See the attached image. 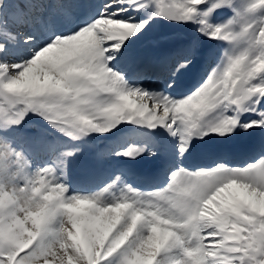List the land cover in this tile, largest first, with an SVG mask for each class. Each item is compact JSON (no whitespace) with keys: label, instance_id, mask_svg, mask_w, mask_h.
<instances>
[{"label":"snow or ice","instance_id":"1","mask_svg":"<svg viewBox=\"0 0 264 264\" xmlns=\"http://www.w3.org/2000/svg\"><path fill=\"white\" fill-rule=\"evenodd\" d=\"M36 2L0 0V53L5 40L34 39L19 30L35 22ZM146 6V0H105L70 34L53 32L36 45L30 58L0 62V264H102L122 248L121 264H164L157 258L173 250L178 254L171 264H264V156L242 168L179 167L164 188L145 194L128 187L110 204H101L98 196L66 197L50 168L13 183L27 162L6 132L28 112L73 138L110 131L123 120L163 126L179 137L181 156L191 150L194 137L264 128V18L245 20L247 13L264 9V0H251L244 13L218 25L213 17L232 10L233 0H156L154 15L196 23L209 39L235 46L225 52L222 67L179 100L130 87L114 67L130 37L150 23L122 14ZM65 40L76 44L51 68L42 65L45 75L38 82L41 69L30 64ZM193 54L185 51L173 74L186 69ZM229 110L232 115L224 114ZM249 111L256 118L243 122L240 116ZM144 151L130 146L117 154L134 159ZM49 188L55 199L43 195Z\"/></svg>","mask_w":264,"mask_h":264},{"label":"bare ground","instance_id":"2","mask_svg":"<svg viewBox=\"0 0 264 264\" xmlns=\"http://www.w3.org/2000/svg\"><path fill=\"white\" fill-rule=\"evenodd\" d=\"M56 1L57 0H49L47 1L48 3L44 5L45 3L43 0H37L36 8L33 13L37 23L30 32H28V26L23 27L19 31L25 34L32 33L36 35L39 38L36 39V41L44 39V36L42 35L43 33H47L45 30L49 26H57L58 28L56 27V31L67 30L71 33L83 24L82 21H87L86 19H89V16L93 17L96 15L98 10L101 9L105 3V0H72L71 3H69V0H64L61 1L64 4L59 7L60 10H57V14H51L49 10H51L54 5L57 6L60 4V1H58V3H56ZM148 1L149 0H146V3H148ZM13 7L14 5L12 3L6 5V8L9 10ZM43 8L45 9L44 12ZM90 8H95V10H90V12H88ZM62 10L64 12H61ZM138 14H140L138 11L132 12L128 9L127 12L122 15L124 17L131 16L135 18L136 16H139ZM150 17H152L150 11L146 10L143 12L141 17L135 18L134 20H144ZM185 40L186 39H184L181 34L179 36L167 37L163 32L154 41L143 44L141 35L134 34L130 37V43L126 44L122 54L119 55L116 61L122 66L129 67L130 72L133 74L140 71V68L136 67L137 69H135V66L145 64L144 62H148V60L153 61L155 58H158L161 54H165L170 49H176L184 46L187 51L189 46L188 42ZM190 40L191 38L187 41ZM65 41L68 43L71 42L72 46L76 44L75 41ZM32 42L33 41L26 42L23 36H18L15 41H4L6 49L11 51V54L17 53L18 57L21 54L30 52L31 48L27 47L31 44L34 45ZM195 43L199 46L198 41ZM58 44L55 46L50 45V51H48L44 57H41L39 63L30 64V67H32L34 71L36 69H41L42 65H47L51 68L53 62L61 59V51H66V47ZM205 47L206 49L204 48L198 52L199 63L208 58V55L213 57L218 53L217 42L212 45L206 44ZM222 57H224V51ZM21 60L22 59L6 60L5 62L15 64L22 62ZM196 66H194L193 69L188 66L186 69L172 74L173 76L170 78V82L168 84L169 89L171 91L173 90L172 92L179 96L183 95V93L187 91H191L193 86L190 84V87H188L186 84L193 80ZM222 66L223 63L221 62L217 64L215 63L209 74ZM156 69L157 68H154V66H151V71L154 73V76H157ZM41 72L42 70H40L37 75H44L43 72ZM127 84L130 87H133L128 81ZM220 111L221 109L217 110V112ZM229 112L230 115H232L230 110ZM213 115H216V113H213ZM243 115L244 114L240 116V119L243 122L256 118V113L251 118H246ZM127 122L128 124L119 131L115 130L112 133H109V131H90L86 135L79 138L69 137L63 132L61 136H55L56 133L48 130L47 128L41 129V132L39 133H32L30 131H26L27 129L22 127L7 130L6 136L11 147L17 152L24 153V151H27L28 149L26 147H29L30 144H32L35 152L39 149L37 154L38 156H46L51 163H55L57 165V168L60 170L58 172H53V174L60 180L65 181L64 186L66 187V197L70 198L72 196H80L77 193L75 195L72 191L75 188L86 191L92 189L93 186L98 185V183L101 182L100 180L106 179L108 175H110L109 178L111 177L113 179L114 184L112 187L119 190V195H117V197H119L128 187H131L140 193H150L144 188L137 187L136 185H139V183H137L134 179H152L153 177H148V175L151 174L150 172L153 166L154 172L158 171L157 167H164V165L169 162L175 163L179 166H195L197 161H203L202 163L204 164L205 162L208 163L211 161V156L217 152L216 150H218V148H221L225 154L232 149H242L243 144L241 145V142L244 140L243 138L246 134L251 130L250 129L249 131L244 132L242 129L237 128L232 132L227 144L223 143L224 140H216L215 138L210 137V135H206L202 140L198 137H194L191 141L193 145L191 150L186 155L181 156L178 151V146L175 147V141H177L178 138L179 142V137L170 134V132L163 126L151 128L147 124L136 123L135 121ZM256 129L258 130V138H260L258 144H262V148L264 149V128ZM129 133H133V135H135V145H129V143L126 142V138ZM80 142L83 143L82 146H79ZM124 145H129V147L144 148L145 151L142 155L137 156L134 159L123 155L109 157V151L113 150L116 146L123 147ZM69 152L71 155H63L64 153ZM149 152L154 154L149 155ZM125 170H129L132 178L127 176L128 174ZM55 182H57L56 178ZM67 183H71V185H68ZM143 186L144 185L142 184V187ZM97 196L99 197L101 204H110L115 198V194L110 191L108 193L102 191L98 193ZM125 247H127V245H125ZM118 251L122 253L124 249L122 248ZM177 254L178 250L163 252L157 259L158 261L164 262V264H171L172 258ZM153 264H156V262L154 261Z\"/></svg>","mask_w":264,"mask_h":264},{"label":"rangeland","instance_id":"3","mask_svg":"<svg viewBox=\"0 0 264 264\" xmlns=\"http://www.w3.org/2000/svg\"><path fill=\"white\" fill-rule=\"evenodd\" d=\"M61 1H64V0H60V4L57 5L58 7L55 6V8L50 11L51 14H56V11L58 9L60 10L59 7H61V5L64 4ZM69 1H70L69 3L72 2V0H69ZM250 2H251V0H233V8H232V10L223 9V10L218 11L215 14V16L213 17L212 23L218 25V24H223V23L227 22L229 18L236 19L234 13H236V12L244 13L245 9L247 8V6H248V4ZM143 9L145 11L149 10L150 14L152 16L150 18H146V19L150 20V23L140 33L141 38L143 40L142 43L143 44H147L148 42H151V41H154L155 39H157L159 37V35H161L164 31H162V25H161L160 16L154 15V13L156 12V0H149L148 3H147V6L145 8H143ZM143 9H140L138 11L140 14H138L139 16H136L135 18L141 17L143 15V12H145ZM44 10L45 9L43 8V12H44ZM90 10L94 11L95 8H90L88 12H90ZM130 10L132 12L137 11L135 8H131ZM61 12H64V11L62 10ZM127 17H129V16H127ZM127 17H125V18H127ZM131 18H133V17H131ZM135 18H133V19H135ZM262 18H264V9H257L255 12L247 13L245 15V20H247L249 22H252V21H257L258 22ZM89 19H90V16H89ZM89 19H86V20H89ZM142 20L143 19L138 20V21H142ZM36 23H37V20H35V22L32 25L28 26V30H29L28 32L31 31V29L35 26ZM56 27L57 26H49V27H47V29L45 30L47 33L46 34L43 33L42 36H44V39L41 40V41H39V40L36 41V39H39L36 35H34L32 33H27V34H31L34 37V39L32 40L33 41L32 43H34V45L31 44L30 46L27 47V48H31L30 52H26L25 54H21L18 57L17 53L11 54V51L6 49L5 52L0 53V62H5L6 60L7 61H9V60H17V59H22L21 61H23L24 59H28V58H30L32 56V53L36 50L35 46L43 43L49 37V35H51L53 32L58 33V34H63V35H67V34L70 33V31H66V30L65 31H56L57 28H58V27L57 28ZM234 27L238 31L239 27H240V23H237ZM198 28H199V25L196 24V23H182V29H181L180 33L176 35V36H179L181 34V36L184 39H186L185 41L189 43V45H188L189 49H192L194 51V54H193V57H192V62H191V64L189 66L191 68H193V66H195V64H197L198 59H199L198 52L203 50L204 48L206 49V47H207V46L205 47L206 44L212 45V44L217 42L218 53L215 55V57L207 58V61L203 65V70H201V74H203V79L188 94H183L184 97H186L191 92H193L195 89H197L209 77V75H210L209 73L212 70V68H213L215 63L216 64L220 63V62L223 63V61L225 59V52L232 53V51H233V49L235 47L234 45L229 44L228 42H225V41L220 40V39H209L206 35L202 34L200 31H198ZM170 37H174V36H170ZM189 38H191V40L187 41V40H189ZM196 41H198L199 46L196 45V43H195ZM58 43H60L61 46L66 47L65 48L66 51H61V55H60L61 58H62L64 53L70 51L73 48V46H75V45L72 46L71 42L68 43L66 41H59V42L56 43V45ZM60 44H58V45H60ZM243 46L244 45H242L241 47H243ZM178 50H180V49H178ZM223 51H224V57H222ZM168 59H169V57L165 61H167ZM176 64H177V62H176ZM47 67L50 68L49 66H47ZM114 67L118 71L122 72L124 74L125 81L126 82L128 81L135 88H140V89L145 90V91H147L149 93H161V94L167 95V96H169L171 98H174V99H177V100L180 98L178 95L175 96L173 94L172 95L168 94L171 91L164 92V88L162 87V85L168 84V82H166V83L162 82L161 79L157 80V78L155 76H153L150 73L149 70L147 71V69L141 70V71H143L142 72L143 75H137V77H131L130 79H128L126 73H128L129 68L127 66H121V64H119V62L116 61L115 64H114ZM199 67H200V65H199ZM41 70H42L43 74L45 75V69H43L41 67ZM172 74H173V70L171 71V73L168 74L169 75L168 78L172 77ZM44 75H39V76L37 75V76L39 78V77H43ZM41 80L42 79H39L38 81L40 83H43V81H41ZM224 114L230 115L229 111L224 113ZM243 114H244L243 115L244 117H246V118L250 117L251 118L252 116L255 115V112L249 111V112H244ZM127 124H128L127 120H123L115 128L111 129L109 131V133H112L115 130L119 131L122 128H124ZM19 127L26 128L27 129L26 131H30L32 133H39V132H41V129L47 128L48 130L56 133L55 136L56 135L57 136H61L63 134L59 129H57L56 127L52 126L48 121L43 119L38 113H34V112H28L27 115L23 118L22 122L18 126H14L13 128L17 129ZM209 135H210V137H213L216 140H224L223 143L227 144L229 142V139H230V136L232 135V133L231 134H226L224 136H220L219 134H216V133H211ZM132 143H133V145H135L134 142H132ZM130 144H131V142H129V145ZM82 145H83V143L80 142L79 146H82ZM129 145L125 146V147H119L118 149L115 148L112 152H110L108 154L109 157H113L115 155H118L117 154L118 152H122L123 150L127 149L129 147ZM178 145H179V142H178V138H177V141H175V147H177ZM33 152L34 153H32V154L28 153V152L24 153L23 156H24V158H25V160L27 162L26 163V168H25L24 173L22 175L17 176L16 179L13 180V183L21 182L22 177H23V175H26V172H27V175L31 174L30 176H32V175H34L36 173L37 170L43 169V168H50V169L53 170V172H55V171L58 172L60 170V169L57 168V165L55 163L53 164V163H51L50 160L48 161L46 156H41V157L38 156L37 154L39 152V149L36 152L33 149ZM261 156H264V154H261L257 158L253 159V161H250V162L242 164V165H234V164L230 165V164H227L224 161H221L219 163H223V164H225V165H227L228 167H231V168H242V167L246 166L249 163H259V159H260ZM215 165L216 164H210L208 166H204L203 164H197L195 166L196 168L194 167L195 168L194 170L208 169V168H211V167H213ZM179 167H183L186 170H193V167H188L187 165L186 166H177V165H175V167L171 168V170L169 171V174L167 175L168 178L165 181V184L162 185L159 188H154L153 191L164 188L167 185V183L169 182L170 174L173 171H175L177 168H179ZM54 177L57 179V183L65 185V181L64 180H60L59 178L56 177V175H54ZM67 184L71 185V183H67ZM113 184H114L113 179L110 177L109 180L103 182L101 185H98V187L95 188V189H90V190H87V191H81V189H76V188L74 189L73 188L74 190L72 191V193H74L75 195L77 193L80 196H89V197H91V196H97L98 193H100L102 191H104L106 193H108L110 191V192H113L115 194V198H116L117 195H119L118 194L119 190L113 188L112 187ZM148 192H151V191H148ZM43 195L53 196L54 199L57 197L56 193L53 192V194H52L51 188H49V191L47 193H43ZM58 226H59V220L54 222L53 228H56ZM121 254L122 253L119 252V251L117 253H114L112 257H109L106 261H103L102 264H121V260H122Z\"/></svg>","mask_w":264,"mask_h":264},{"label":"water","instance_id":"4","mask_svg":"<svg viewBox=\"0 0 264 264\" xmlns=\"http://www.w3.org/2000/svg\"><path fill=\"white\" fill-rule=\"evenodd\" d=\"M163 20V25H164V29L168 32H177L179 31L181 25L178 24V22H174L171 19L168 18H164L162 17ZM257 135V131L255 129H253L246 137H245V142L250 144L252 143Z\"/></svg>","mask_w":264,"mask_h":264}]
</instances>
